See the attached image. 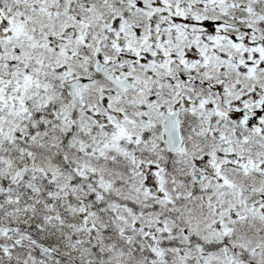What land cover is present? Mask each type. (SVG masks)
<instances>
[{"label":"snow or ice","instance_id":"6c2138e0","mask_svg":"<svg viewBox=\"0 0 264 264\" xmlns=\"http://www.w3.org/2000/svg\"><path fill=\"white\" fill-rule=\"evenodd\" d=\"M0 264H264V0H0Z\"/></svg>","mask_w":264,"mask_h":264}]
</instances>
